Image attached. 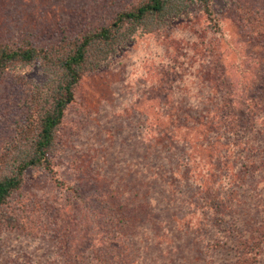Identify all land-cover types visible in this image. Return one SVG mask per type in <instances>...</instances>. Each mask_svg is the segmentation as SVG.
Here are the masks:
<instances>
[{"label": "rangeland", "instance_id": "1", "mask_svg": "<svg viewBox=\"0 0 264 264\" xmlns=\"http://www.w3.org/2000/svg\"><path fill=\"white\" fill-rule=\"evenodd\" d=\"M138 2L0 0V45L53 58ZM208 8L193 2L159 30H137L107 66L83 74L56 134L54 177L28 170L2 210L22 205L24 227L0 225V264L87 260L89 241L119 226L126 264L248 258L239 242L264 217V36L247 33L230 0ZM44 67L38 59L0 73V175L26 148L27 94ZM252 260L264 264V247Z\"/></svg>", "mask_w": 264, "mask_h": 264}, {"label": "trees", "instance_id": "2", "mask_svg": "<svg viewBox=\"0 0 264 264\" xmlns=\"http://www.w3.org/2000/svg\"><path fill=\"white\" fill-rule=\"evenodd\" d=\"M213 1L140 0L135 6L117 12L111 18V22L85 32L79 40H76L71 52L59 54L53 58L49 57L47 52L43 54L41 49L33 46L26 49H10L0 45V73L14 63L26 65L38 59L45 61L50 66L43 68L44 79L33 85L27 94L26 116L19 131L20 140L25 141L26 148L14 155L9 172L0 175V211L16 191L21 189L24 174L28 170L33 167L43 168L51 175V178L54 177L52 159L56 148V134L64 119L67 107L74 101V88L86 71L107 66L110 54L118 48H122L137 30L145 33L159 30L165 25L167 18L182 14L193 2H198L209 13L208 4ZM230 1L238 12L247 33L252 37L264 36V9L257 5L240 2L242 0ZM247 57L255 61L258 60L256 56L248 55ZM246 70L241 69L237 75L245 73ZM236 71L239 70L236 69ZM243 77L244 74H242ZM242 78L239 76L240 80L244 79ZM203 119L204 117L199 118L198 126L203 125ZM7 164L9 167V163ZM262 175L264 176V171ZM17 211L20 215L18 212L4 215L2 211L0 225L2 227L13 226L16 229L24 227V225H20V220L23 218L21 214L23 206H19ZM127 218L131 223L134 218L133 212L128 214ZM84 222L74 221L76 230H83ZM258 222L257 225L260 224L262 230L255 232L256 235L251 233L242 242H239L242 248L239 255H247L248 258L245 256L237 258L236 264H254L253 257L257 255L261 247H264V217L261 222ZM126 228H128L127 222L125 230ZM120 230H122L120 226L115 229L101 230L100 232L105 234L99 232V237L94 239L97 241V245L93 240L88 243L91 256L87 260L76 256L71 259V264H83L82 262H85L84 264H126L128 246L122 237L123 232ZM76 244L80 246L78 243ZM70 245L74 248L71 243ZM254 251L256 252L253 253ZM246 259L248 261H245Z\"/></svg>", "mask_w": 264, "mask_h": 264}]
</instances>
